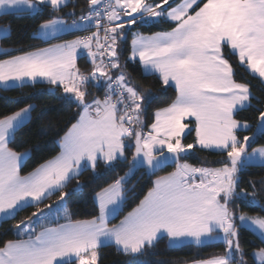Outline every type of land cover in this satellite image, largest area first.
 <instances>
[{"label":"snow or ice","instance_id":"1","mask_svg":"<svg viewBox=\"0 0 264 264\" xmlns=\"http://www.w3.org/2000/svg\"><path fill=\"white\" fill-rule=\"evenodd\" d=\"M67 6L68 0H0V16L36 14L42 8L60 13ZM160 20L170 24L169 30L133 32L130 55L121 65L125 29ZM73 29L91 34L0 59V88L43 82L62 89L76 106L60 137L59 153L24 176L23 154L9 144L32 105L0 118V219L37 207L15 226L17 238L0 243V264H99L100 248L106 244H114L130 258L125 264H142L138 258L162 235L170 244L223 241L222 254L196 264H248L240 226L264 236V215H237L238 206L232 205L250 196L259 203L255 192L240 187V173L249 164H264V146L248 151L257 135L264 134V108L257 109V131L241 138L238 133L251 125L236 116L251 107L254 97L247 83L234 78L225 50L264 81V0H179L174 5L170 0H88L86 14L82 10L79 18L75 11L53 15L37 31L51 39ZM9 33L10 28H0L5 38ZM80 49L87 53L90 73L78 67ZM137 60L144 75L175 87V98L155 110L151 124H146L147 110L154 103L151 91H140L124 71L128 61ZM90 82L97 87L102 82L103 98L89 100ZM192 120L195 140L185 144ZM197 145L227 159L219 161L218 168L181 163L182 154ZM129 149H134L131 160L126 155ZM118 161H127L129 171L95 194L99 215L72 220L63 207L67 183L85 168L95 171L99 162L111 167ZM170 162H175V170L157 178L139 204L109 226V217L125 199L126 180L137 166L154 172ZM250 183L255 188V182ZM56 192L55 215L51 204L38 207ZM252 255L264 264V247Z\"/></svg>","mask_w":264,"mask_h":264},{"label":"trees","instance_id":"2","mask_svg":"<svg viewBox=\"0 0 264 264\" xmlns=\"http://www.w3.org/2000/svg\"><path fill=\"white\" fill-rule=\"evenodd\" d=\"M175 1V0H174ZM88 9V0H70L67 7H63L60 13H52L50 8H42L36 14L16 13L0 16V25H6L10 28V33L0 37V45L5 48L14 49V53H20L43 45L37 29L39 25L52 18L53 15L63 16L70 10L76 12V16ZM68 20L71 17H66ZM170 24L164 20L149 23L147 25H135L125 29L127 33L126 40L121 42L120 48L122 55L120 57L121 65H125V59L130 55V41L133 32L152 33L161 30H167ZM226 58L233 65L236 81L247 83L253 94L251 107L238 112L236 118L247 120L251 127L248 130L240 131L238 135L242 138L250 135L257 128L258 108H264V83L256 76L252 75L245 67L239 65L235 56L228 55L225 50ZM78 67L85 73L91 72V63L86 54H80L77 60ZM114 72L116 70H113ZM126 75L130 82L138 87L140 91H151L154 97V103L147 110L146 124H151L153 114L156 109L167 106L175 98V88L164 86L155 76H146L143 73L138 60L136 62L128 61L124 67ZM90 82L86 88L90 93L89 100L93 97H103L105 86H95ZM32 105L30 118L19 126L11 138L9 147L15 152H28L27 158L20 167V173L26 174L45 161L59 153V140L70 126L69 117L76 111L74 103H69L62 89L55 88L47 83H29L22 87H13L5 90L0 88V118L10 115L20 108ZM74 122V121H72ZM147 130V128H145ZM195 130L191 124L188 132L184 135L183 143H194ZM264 145V134H258L248 149L255 146ZM133 149L126 152L128 160L132 157ZM226 155L213 150L201 149L195 146L185 154H182L180 161H185L197 166H218L222 165L219 161L226 160ZM173 168H166L158 174L147 175L144 169L136 168L133 175L126 180L124 185V196L121 209L109 220V223L119 221L130 209L135 207L144 195L153 187L154 178L160 174L167 173ZM129 170L127 161L115 162L113 166H106L99 162L95 171L85 168L78 177H75L67 183L63 189L68 195L65 197L72 220L87 219L99 215V207L95 201L94 195L108 186L116 179L125 175ZM264 164H249L240 173V187L247 189L250 193L255 192L256 203L252 197L247 199H237L233 207H237L239 213H249L264 215L261 205H264ZM250 182H255V188ZM59 198V192L46 198L42 204L45 205ZM37 210L35 206L25 207L18 211L13 218L3 219L0 222V243L14 239L15 226L26 217ZM238 224V220L236 221ZM239 225V224H238ZM240 242L245 252V260L248 264H257L252 253L264 247V241L257 234L247 227L240 226ZM224 250L223 241H211L202 245L187 241L181 244H170L166 235H162L154 246L147 248L138 259L146 261V264H185L197 260L212 258L215 255L222 254ZM130 259L119 253L114 244H106L100 248L99 264H125Z\"/></svg>","mask_w":264,"mask_h":264},{"label":"crops","instance_id":"3","mask_svg":"<svg viewBox=\"0 0 264 264\" xmlns=\"http://www.w3.org/2000/svg\"><path fill=\"white\" fill-rule=\"evenodd\" d=\"M70 0H68V2H69ZM176 2H179V0H170V3H173V5L176 3ZM64 18H66V17H64ZM67 19V18H66ZM71 21V19H69V22ZM3 27H8V26H6V25H0V28H3ZM9 28V27H8ZM126 29H129V28H126ZM167 30H169V29H167ZM167 30H161V31H167ZM161 31H156V32H161ZM82 32H84L83 30H79V29H73L72 31H70V32H62V33H58L57 34V37L56 38H51V39H49V38H45V37H43V36H41L40 34H39V32H38V34H39V36H40V38H41V42L40 43H42L43 45H41V46H39V47H36V48H33V49H30V50H26V51H23V52H27V51H35V50H37V49H40V48H45V47H49V46H51L52 44H57V43H63V42H65V41H69V40H74V39H76L78 36H80V34L82 33ZM156 32H152V33H143L144 35H151V34H153V33H156ZM141 33V32H140ZM3 36V34H0V37H2ZM132 39H133V37L131 38V41H130V48H131V42H132ZM5 50H6V52H7V54H5ZM14 49H12V48H5V47H2L1 45H0V59H7V58H9L10 56H12V55H19V54H22V52H20V53H14ZM79 52H80V54H86L87 55V53H86V51L85 50H83V49H80L79 50ZM142 68V67H141ZM246 68V67H245ZM249 71V70H248ZM250 72V71H249ZM251 73V72H250ZM252 75H254L253 73H251ZM254 76H256V77H258L257 75H254ZM259 78V77H258ZM260 79V78H259ZM261 80V79H260ZM262 81V80H261ZM237 82H239V81H237ZM263 83H264V81H262ZM40 83H43V82H40ZM95 84H96V82H94ZM241 83H243V82H241ZM101 85H103L102 84V82H101ZM172 87H174V84L173 85H171ZM175 88V87H174ZM100 98H103V97H100ZM26 107V106H25ZM164 107H166V106H164ZM163 108V107H162ZM13 114V113H12ZM11 115V114H10ZM30 115H31V112H30V114H29V116H28V118L23 122V123H25L29 118H30ZM23 123H21V125L23 124ZM194 120H192L190 123H189V128H190V125L191 124H193L194 125ZM250 124V123H249ZM20 125V126H21ZM251 125V124H250ZM148 130V129H147ZM147 130H145V131H147ZM188 130L189 129H186V132H185V134L188 132ZM248 130V129H247ZM243 131H245V130H243ZM257 131V128H255V131L254 132H256ZM13 135H14V133H13ZM253 135V133L252 134H250V135H248V136H252ZM13 137V136H12ZM198 146V145H197ZM261 146H264V145H261ZM261 146H255V147H253V148H259V147H261ZM253 148H251V149H248V151L249 152H251L252 151V149ZM191 150V149H190ZM190 150H188V151H190ZM187 151V152H188ZM186 152V153H187ZM17 153H21V154H23V157H22V160L20 161V167H21V165H22V163L24 162V160L27 158V156H28V152H17ZM57 155V154H56ZM55 155V156H56ZM53 158V157H52ZM52 158H50V159H52ZM49 159V160H50ZM48 161V160H47ZM47 161H45V162H47ZM44 162V163H45ZM44 163H42V164H44ZM181 163H184V162H181ZM253 164H260L259 162H256V163H253ZM40 166V165H39ZM38 166V167H39ZM38 167H36L35 169H37ZM175 167H176V165H175ZM35 169H33L32 171H30V172H28V173H26V174H21L22 176H24V175H28L29 173H31V172H33ZM175 170V168L174 169H172L171 171H169V172H167V173H165V174H163V175H158L157 176V178H159V177H161V176H166L168 173H170V172H172V171H174ZM129 171V170H128ZM127 171V172H128ZM113 183V182H112ZM153 186H154V184H153ZM107 187V186H106ZM105 188V187H104ZM99 192V191H98ZM148 193V192H147ZM146 193V194H147ZM145 194V195H146ZM123 195H124V193H123ZM144 195V196H145ZM125 197V196H124ZM94 198H95V195H94ZM143 199V198H142ZM95 201H96V199H95ZM97 202V201H96ZM49 204H51V205H53L54 203L53 202H51V203H49ZM49 204H47V205H49ZM97 204H98V202H97ZM123 204V203H122ZM122 204L120 205V208H119V210L121 209V207H122ZM139 204V203H138ZM136 207V206H135ZM135 207H133V208H135ZM44 208V207H43ZM43 208H41V209H43ZM67 209H68V207H66ZM132 208V209H133ZM132 209H130L128 212H130ZM118 210V211H119ZM45 211H47L46 209H45ZM56 211H57V209H53V215H55L56 214ZM117 211V212H118ZM117 212L113 215V216H110L109 217V220L111 219V218H113L116 214H117ZM127 212V213H128ZM127 213L124 215V216H126L127 215ZM124 216L120 219V220H122L123 218H124ZM88 219H91V218H87V219H79V220H88ZM3 219H0V222L2 221ZM120 220L119 221H117L116 223H109V226H111V225H113V224H118L119 222H120ZM60 223H64L65 221L63 220V219H61L60 221H59ZM15 238H17V237H15ZM14 238V239H15ZM189 241H191V240H189ZM222 241V240H221ZM187 242V241H186ZM176 244H180V243H176ZM208 259H211V258H208ZM208 259H204V260H197V261H193V262H189V263H185V264H196V262H200V261H205V260H208Z\"/></svg>","mask_w":264,"mask_h":264},{"label":"rangeland","instance_id":"4","mask_svg":"<svg viewBox=\"0 0 264 264\" xmlns=\"http://www.w3.org/2000/svg\"><path fill=\"white\" fill-rule=\"evenodd\" d=\"M180 162H184V163H187V162H185V161H180ZM188 164H190V163H188ZM190 165H192V164H190ZM192 166H194V167H208V168H218V167H221L222 165H218V166H197V165H192ZM163 174H165V173H163ZM163 174H160V175H163ZM157 179V176L154 178V181ZM58 201V199H56L55 201H53V209L55 208V209H57L56 208V202ZM63 207H67V204H66V199L64 198V202H63ZM240 214V213H239ZM238 214V215H239ZM244 214H247V215H251V216H257V214H249V213H244ZM238 224L240 225V221L238 220ZM241 226H243V227H247V228H249L250 230H252L255 234H257L260 238H262L263 240H264V236H261L260 235V233L258 232V231H255V230H253L252 228H250V227H248V226H246V225H241ZM214 241H220V240H214ZM191 242H194V241H191ZM209 242H211V241H209ZM181 244V243H180ZM257 250H259V249H257ZM257 250H255V251H257ZM142 262V264H146V261H141ZM257 262V261H256ZM257 264H258V262H257Z\"/></svg>","mask_w":264,"mask_h":264},{"label":"water","instance_id":"5","mask_svg":"<svg viewBox=\"0 0 264 264\" xmlns=\"http://www.w3.org/2000/svg\"><path fill=\"white\" fill-rule=\"evenodd\" d=\"M72 11H73V10H70L69 12H72ZM133 151H134V149H133ZM133 151H132V152H133ZM130 160H131V159H130ZM174 166H175V162H170L169 164L162 166L161 168L155 170L154 172L148 170V169L146 168V166H144V165H138L137 168H139V169H144L147 175H152V174H158V173L164 171L166 168H173Z\"/></svg>","mask_w":264,"mask_h":264},{"label":"built area","instance_id":"6","mask_svg":"<svg viewBox=\"0 0 264 264\" xmlns=\"http://www.w3.org/2000/svg\"><path fill=\"white\" fill-rule=\"evenodd\" d=\"M84 13L86 14L87 11H85ZM79 16H80V15H77L76 18H79ZM71 19H72V18H71ZM95 30H96V29H95L94 27L91 29V31H95ZM90 34H91L90 31H84V32H82V33L80 34V36H87V35H90ZM100 35H101V37H103V31H101Z\"/></svg>","mask_w":264,"mask_h":264}]
</instances>
